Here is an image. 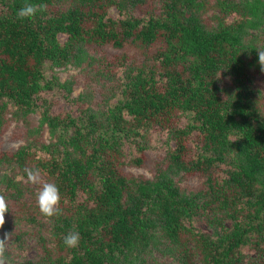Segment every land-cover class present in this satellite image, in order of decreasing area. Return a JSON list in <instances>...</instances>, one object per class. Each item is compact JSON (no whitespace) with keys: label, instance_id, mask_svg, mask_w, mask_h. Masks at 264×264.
<instances>
[{"label":"trees","instance_id":"16d2710c","mask_svg":"<svg viewBox=\"0 0 264 264\" xmlns=\"http://www.w3.org/2000/svg\"><path fill=\"white\" fill-rule=\"evenodd\" d=\"M26 4L46 8L20 20ZM125 46L135 53L96 55ZM258 50L264 0H0V132L28 124L0 150V195L5 219L33 226L0 229L12 233L5 257L264 264ZM68 68L90 70L84 89L61 80ZM26 168L60 190L61 215L38 210L47 236L22 200ZM73 230L74 249L63 243Z\"/></svg>","mask_w":264,"mask_h":264},{"label":"rangeland","instance_id":"374dc122","mask_svg":"<svg viewBox=\"0 0 264 264\" xmlns=\"http://www.w3.org/2000/svg\"><path fill=\"white\" fill-rule=\"evenodd\" d=\"M107 54H104L103 52L99 53L98 51L96 52L99 60L102 58V55H108L111 52H117L118 54H122V51H124V53L126 55L132 56L135 52L133 50V48L130 50L129 47H124L121 50H114L111 48H107L105 49ZM88 69V68H87ZM87 69H83L82 71H80L77 68H68L65 71H63L61 73V80H65L67 78H69L70 76H74V78H77V90L76 92L84 89L85 85L89 82V78H91L92 76H89V74H91L90 70ZM252 80H253V84L251 86L252 90H253V94H255V96L258 99V104H259V115L264 119V75L260 74L257 76H252ZM27 123L24 124V122H14L11 121L9 124L4 125V128L2 129V131L0 132V150H7V149H12V148H17L20 144H22L23 139L22 138H18V134L22 133L24 131V126H26ZM28 125V124H27ZM4 168L0 166V169ZM19 172L17 170H13L11 169L10 171V176L12 177H18ZM20 181V189H22L23 191V197L22 200L23 202L26 204L28 210L31 213H36L38 214V218L36 219L38 224H39V228L42 231V234L44 236L48 235V231L50 228V225L46 224L43 222L42 218L39 216V208L36 202V192L38 190V185H33L31 183H29L26 179L23 180H18ZM32 191V192H30ZM15 221H13L11 223L10 218L5 219V225L9 227L10 225H17V226H26L27 229L29 231L33 230V226L28 222V220H25V217L23 218L24 221H20L21 217L19 214H17L16 216H13ZM10 245L9 243L7 244V249H9ZM26 250V251H25ZM25 256L28 260H34L37 258V256L40 254V247H39V243H37L36 240L32 239L30 240L25 249ZM7 253L9 252L8 250L6 251ZM6 253V254H7ZM15 254H13L12 256L9 257V255L7 257H5V264H16V259L14 256ZM156 256V255H155Z\"/></svg>","mask_w":264,"mask_h":264},{"label":"clouds","instance_id":"9594fccd","mask_svg":"<svg viewBox=\"0 0 264 264\" xmlns=\"http://www.w3.org/2000/svg\"><path fill=\"white\" fill-rule=\"evenodd\" d=\"M46 5L26 4L18 12V19L25 20L34 18L38 11L45 10ZM258 63L261 71L264 72V50H258ZM27 181L33 185H38L36 192L37 205L40 213L47 219L62 214L61 195L59 187L53 182L44 181L40 169L26 168ZM9 212V205L4 195H0V229L5 225V214ZM12 239V233L4 232L0 238V264H5V253L7 244ZM80 233L71 231L63 237V243L68 248H77L80 243Z\"/></svg>","mask_w":264,"mask_h":264},{"label":"bare ground","instance_id":"6f19581e","mask_svg":"<svg viewBox=\"0 0 264 264\" xmlns=\"http://www.w3.org/2000/svg\"><path fill=\"white\" fill-rule=\"evenodd\" d=\"M96 112V111H95Z\"/></svg>","mask_w":264,"mask_h":264}]
</instances>
